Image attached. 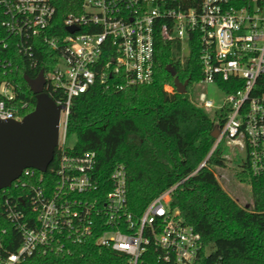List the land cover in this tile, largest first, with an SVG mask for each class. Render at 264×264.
Returning <instances> with one entry per match:
<instances>
[{
  "label": "built area",
  "instance_id": "obj_1",
  "mask_svg": "<svg viewBox=\"0 0 264 264\" xmlns=\"http://www.w3.org/2000/svg\"><path fill=\"white\" fill-rule=\"evenodd\" d=\"M179 4L180 0H84L82 11L65 19L66 35H62L53 25L57 11L51 0H0V120L23 119L12 107L19 89L12 74L24 62L37 68L41 38L53 51L52 56L42 53L49 68L42 70L44 90L56 96L62 107L60 153L48 170L54 181L32 186L26 201L20 197L26 209L13 198L6 200L2 218L16 233L9 237L8 230H2L0 264L63 253L69 243L90 238L102 248L126 255L129 264H213L202 235L184 222L179 210H170L175 188L134 216L127 210L128 175L123 165L101 182L95 175L96 153L66 151L73 100L100 79L105 81L107 73L99 74L104 54L114 55L106 65L111 74L122 75L127 85H143L155 74L159 37L179 42L183 61L190 38L198 34L199 84L212 85L224 95L219 104L204 92L193 100L200 109L226 115L214 150L230 149L240 163H248L254 176H264V0H247L243 5L204 0L199 9L188 10ZM68 28L78 30L71 34ZM52 29L49 38L46 33ZM226 83L234 93L222 90ZM35 172L28 169L23 175L33 178ZM45 174L41 173V183ZM17 238L20 245L11 252Z\"/></svg>",
  "mask_w": 264,
  "mask_h": 264
},
{
  "label": "trees",
  "instance_id": "obj_2",
  "mask_svg": "<svg viewBox=\"0 0 264 264\" xmlns=\"http://www.w3.org/2000/svg\"><path fill=\"white\" fill-rule=\"evenodd\" d=\"M203 1L180 0L179 5L184 10L199 9ZM246 1L229 0V5H243ZM51 2L57 11L54 28L66 35L65 19L80 13L84 0ZM55 29L46 36L52 38ZM39 43L44 55H53L44 38ZM200 52L198 34L190 38L183 61L181 44L159 37L155 74L150 82L137 86L127 85L122 75L111 74L106 65L114 55L104 54L99 74L107 73L105 81L100 76L94 87L73 100L67 138L75 136L77 143L66 151L77 155L96 153L95 175L101 182L123 165L128 175L127 210L134 216L142 215L155 199L175 188L170 194L169 208L179 210L184 222L202 235L205 246L211 250V263L264 264V176H254L248 163H239L236 176L251 188L250 208L242 207L218 181L215 168L225 167L227 160L224 148L214 150L216 140L212 133L215 127H223L226 115H210L193 102L194 87L202 79ZM42 53L36 55V69L24 62L12 74L19 87L12 107L21 118L32 113L37 104L25 77L36 79L42 70L49 69ZM168 66L174 68L181 83L188 82L185 95L177 93ZM166 86L173 90L166 91ZM222 90L227 94L235 92L229 83L222 85ZM53 99L58 101L56 96ZM59 153L57 149L55 158ZM40 177L38 171L33 178L24 174L8 191L0 192V234L4 229L9 237L16 233L2 218L6 200L13 198L26 209L20 197L26 201L32 186L54 181L51 171L43 176V183ZM19 245L17 238L10 251L15 252ZM21 264H129V260L124 254L98 246L90 238L83 243H69L63 253L36 254Z\"/></svg>",
  "mask_w": 264,
  "mask_h": 264
},
{
  "label": "water",
  "instance_id": "obj_3",
  "mask_svg": "<svg viewBox=\"0 0 264 264\" xmlns=\"http://www.w3.org/2000/svg\"><path fill=\"white\" fill-rule=\"evenodd\" d=\"M77 30L68 28L71 34ZM167 72L175 78L177 93L185 95L188 82L181 83L171 66ZM25 82L36 96L37 104L21 121L0 120V192L10 188L28 169L47 173L59 146L62 107L45 93L44 72L36 79L26 76ZM219 134L220 128L215 127L212 137L217 140Z\"/></svg>",
  "mask_w": 264,
  "mask_h": 264
},
{
  "label": "rangeland",
  "instance_id": "obj_4",
  "mask_svg": "<svg viewBox=\"0 0 264 264\" xmlns=\"http://www.w3.org/2000/svg\"><path fill=\"white\" fill-rule=\"evenodd\" d=\"M166 91L171 92L173 89L171 86L165 87ZM201 92H204L210 99L214 100L217 104L224 100V95L216 87L212 85L204 86L198 84L194 87L193 97L198 96ZM216 110H210L208 113L214 115ZM77 143V138L71 136L66 139V146L68 148H74ZM224 157L227 160L225 167L215 168V174L224 190L232 196L242 207L250 208L252 206V194L251 188L247 183L239 181L236 176V172L239 168V156L232 152L230 149H224Z\"/></svg>",
  "mask_w": 264,
  "mask_h": 264
}]
</instances>
